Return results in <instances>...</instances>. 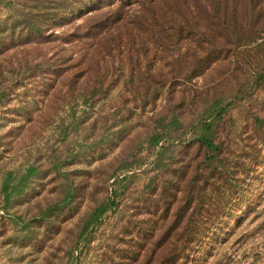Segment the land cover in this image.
Listing matches in <instances>:
<instances>
[{
    "label": "rangeland",
    "instance_id": "1",
    "mask_svg": "<svg viewBox=\"0 0 264 264\" xmlns=\"http://www.w3.org/2000/svg\"><path fill=\"white\" fill-rule=\"evenodd\" d=\"M228 2L237 11L223 37L215 21V64L174 85L169 59L156 70L153 44L130 38L132 10L102 45L105 32L16 39L0 51V264H264V34L239 40L264 28V0ZM113 35L119 48H107ZM86 49L91 58L73 68L66 57ZM153 75L167 80L157 100ZM172 98L192 112L214 100L216 161L185 145L190 126L158 153L154 114Z\"/></svg>",
    "mask_w": 264,
    "mask_h": 264
},
{
    "label": "trees",
    "instance_id": "2",
    "mask_svg": "<svg viewBox=\"0 0 264 264\" xmlns=\"http://www.w3.org/2000/svg\"><path fill=\"white\" fill-rule=\"evenodd\" d=\"M1 1L7 3L8 12L12 14L1 22L3 30L0 31V51L7 49L10 43H14L16 39L29 40L39 37L41 40H46L55 37L74 42L85 40V38L95 39L99 33L105 32L99 38L97 37L98 44L102 45L110 40L106 34L112 33V29L119 28L121 24L127 23V14L132 10L130 23L138 28L139 32L129 34L130 38H139L138 43L141 42L144 45L146 43L153 44L154 55L157 57V61H154L156 70L159 69L158 65L160 63L158 62L160 60L163 58L169 59L172 70L168 82L171 85H174L177 81H192L194 78L203 75L215 64V21L222 27L219 29L217 36L223 37L224 33L229 30L230 22L227 12L232 10L235 14L237 11L234 4H229V0ZM77 20H83L86 23L84 27L87 29L86 32L76 30L69 33H56L65 25L74 24ZM262 34H264V28H259L253 30L252 36L243 34L242 37H239V40L246 43L257 42ZM111 40L113 41L107 45V48L111 43L113 47L119 48L121 38L118 39L113 35ZM228 49V47L221 44L217 54L220 56L226 54ZM146 50L144 55L148 52V49ZM129 51L131 50L129 49ZM91 56L92 54L86 49L84 53H71L66 59L72 60V67L74 68L84 62L87 63ZM64 59L65 57L61 60L64 61ZM83 70V76L86 75L85 73H91L92 71L88 67ZM157 75L160 74L157 73ZM155 78L157 79L155 80ZM158 78L160 77L153 75L156 87L155 100L160 96L163 81H167L165 77L164 80ZM259 79L260 83H264V72L259 75ZM143 84L144 80L139 79V87H142ZM173 90L174 88L172 93ZM182 99L186 101L187 97L182 96ZM172 100L173 98L168 101L165 110L154 114L158 128L152 133L151 142L161 147L158 153L161 154L169 150L174 131H178L182 126H190L194 130L193 137L186 140L185 145L197 143L200 147H204L212 153L213 158H210V160L215 159L216 161L222 149L221 144H217L215 141V121L222 116L215 117V109L212 108L214 100H212L209 108H204L203 111L199 112H192L196 111L195 108L188 111L189 108H184L185 102L181 106H177ZM184 115H186L185 118H183ZM187 115L194 116L192 119H188ZM161 143L163 144L160 146ZM35 169L34 167L28 168L27 178L36 173L37 169ZM235 186H237V189L239 188L238 185ZM112 199L114 200L113 196ZM111 207V203L102 204L93 212V216L99 209H103V212L106 213ZM190 209H192V206Z\"/></svg>",
    "mask_w": 264,
    "mask_h": 264
}]
</instances>
